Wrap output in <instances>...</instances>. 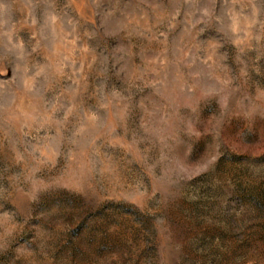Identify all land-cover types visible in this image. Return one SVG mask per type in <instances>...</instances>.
<instances>
[{
	"label": "rangeland",
	"instance_id": "rangeland-1",
	"mask_svg": "<svg viewBox=\"0 0 264 264\" xmlns=\"http://www.w3.org/2000/svg\"><path fill=\"white\" fill-rule=\"evenodd\" d=\"M0 264H264V0H0Z\"/></svg>",
	"mask_w": 264,
	"mask_h": 264
}]
</instances>
